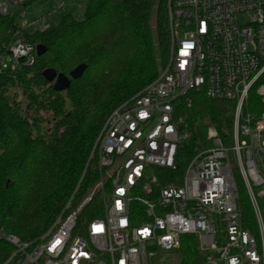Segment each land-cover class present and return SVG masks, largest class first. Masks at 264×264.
Returning <instances> with one entry per match:
<instances>
[{
	"label": "built area",
	"instance_id": "2783aa9c",
	"mask_svg": "<svg viewBox=\"0 0 264 264\" xmlns=\"http://www.w3.org/2000/svg\"><path fill=\"white\" fill-rule=\"evenodd\" d=\"M28 1L4 0L0 15L25 18ZM168 21L171 54L161 75L115 109L97 139L96 187L71 211L72 196L38 240L0 235L17 248L19 264H154L158 250L178 251L188 235L202 264H264V0H169ZM51 26L46 17L24 21L0 45V96L38 58L28 34ZM193 95L233 105L230 140L209 125L208 145L181 182H162L192 138L182 111ZM239 182L256 233L246 227ZM98 193L102 215L81 220Z\"/></svg>",
	"mask_w": 264,
	"mask_h": 264
},
{
	"label": "trees",
	"instance_id": "16d2710c",
	"mask_svg": "<svg viewBox=\"0 0 264 264\" xmlns=\"http://www.w3.org/2000/svg\"><path fill=\"white\" fill-rule=\"evenodd\" d=\"M168 4L169 0H90L83 21L64 15L45 33L28 34L30 42L48 50L13 81L27 99L25 107L10 102L6 93L0 96L2 235L15 236L22 243L40 239L72 196L71 211L98 184V159L92 153L103 125L115 109L156 80L170 58ZM156 6L155 38L150 19ZM17 19V15H0V45L14 39ZM80 65H86V71L66 92H56L43 77L47 69L69 76ZM260 82L264 84V76ZM252 99L257 105L258 98L252 95ZM40 112L52 114L46 132ZM182 112L192 138L178 155L174 176L162 182H181L190 160L208 145L209 125L230 140L233 107L228 102L193 95L191 108ZM239 194L244 216L251 221L246 227L256 233L250 202L240 182ZM101 215L98 193L80 218ZM178 251L182 264H202L195 236H184ZM20 259L17 248L0 237V264H19Z\"/></svg>",
	"mask_w": 264,
	"mask_h": 264
},
{
	"label": "rangeland",
	"instance_id": "374dc122",
	"mask_svg": "<svg viewBox=\"0 0 264 264\" xmlns=\"http://www.w3.org/2000/svg\"><path fill=\"white\" fill-rule=\"evenodd\" d=\"M89 1L90 0H35L26 6L25 8L26 17L25 18L19 17L17 19V22L19 25H22L23 22L27 20L32 21L36 18L47 17L50 24L56 25L58 24V22L64 15H69V14H72L76 20L83 21L85 7ZM2 2H4V0H0V3ZM14 15H18V11H15ZM156 19H157V6L153 9V13L150 19V24H151L155 38H156V32H155ZM31 31L32 29L30 30V32ZM161 73L162 71L160 72L159 76L161 75ZM6 95L10 102L20 103V105H22L23 107H25L27 104V99L24 96L23 91L20 87H17L14 85V87L8 90ZM253 101L254 100L252 99L251 101L252 107L254 104ZM229 105L230 107H233L231 103H229ZM68 107L69 108L71 107L69 102H68ZM38 116L44 120V122H42L41 124V127L43 128V132H46L48 129L51 128V123L49 120H52V114L48 112H40ZM123 160H124V157H120L117 159V163H120ZM114 170H115V167L110 168L109 172L113 173ZM106 179H108L107 174H106ZM213 256L215 257L216 255L213 254ZM153 263L154 264H182V258H181L179 251L167 253L165 251L158 250L157 257L154 258Z\"/></svg>",
	"mask_w": 264,
	"mask_h": 264
},
{
	"label": "water",
	"instance_id": "95a60500",
	"mask_svg": "<svg viewBox=\"0 0 264 264\" xmlns=\"http://www.w3.org/2000/svg\"><path fill=\"white\" fill-rule=\"evenodd\" d=\"M47 48L42 45L37 46L38 57L43 56L47 52ZM86 65H80L75 70H73L69 76L62 73H57L54 69H47L43 72V77L45 80L53 85L56 92L62 93L70 89L72 81H76L82 77L86 71ZM2 232V227L0 225V235Z\"/></svg>",
	"mask_w": 264,
	"mask_h": 264
},
{
	"label": "crops",
	"instance_id": "0c3cea01",
	"mask_svg": "<svg viewBox=\"0 0 264 264\" xmlns=\"http://www.w3.org/2000/svg\"><path fill=\"white\" fill-rule=\"evenodd\" d=\"M69 15H72V14H69ZM73 16V15H72ZM74 17V16H73ZM47 18V17H46ZM48 20V19H47ZM49 22V21H48ZM50 23V22H49Z\"/></svg>",
	"mask_w": 264,
	"mask_h": 264
},
{
	"label": "snow or ice",
	"instance_id": "6c2138e0",
	"mask_svg": "<svg viewBox=\"0 0 264 264\" xmlns=\"http://www.w3.org/2000/svg\"><path fill=\"white\" fill-rule=\"evenodd\" d=\"M188 47H190V45ZM57 243H59V241H57Z\"/></svg>",
	"mask_w": 264,
	"mask_h": 264
}]
</instances>
